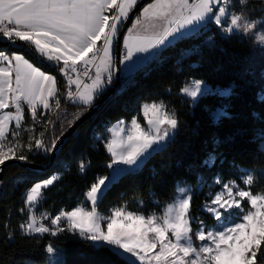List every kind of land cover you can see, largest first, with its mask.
I'll return each mask as SVG.
<instances>
[{
  "label": "snow or ice",
  "instance_id": "1",
  "mask_svg": "<svg viewBox=\"0 0 264 264\" xmlns=\"http://www.w3.org/2000/svg\"><path fill=\"white\" fill-rule=\"evenodd\" d=\"M138 2L0 0V41L13 45L20 41L49 66L55 65L67 82L66 99L84 106L68 121L71 127L113 83L114 44L120 25ZM260 2L264 4V0ZM248 3L249 0H151L123 36L121 71L130 76L145 60L197 33L208 23H214L224 34L254 33L258 21L250 18ZM237 4L239 11L235 10ZM256 38L264 43V32L258 33ZM202 84L196 80L180 91L196 98L202 92ZM61 94L56 76L42 70V66H37L23 51L9 54L0 49V165L10 160L27 161L24 149L32 151L35 147L46 153L57 149L63 131L49 144L43 140V132L41 138L34 137L32 129L25 127L22 121L25 105L32 121L38 123L43 116V113L38 114V108L51 111L52 100L59 109ZM142 113L147 122L144 126L134 116L130 125L119 122L109 129L111 136L104 145L111 156L108 167L127 166L116 167L117 175L139 166L152 152L162 150L166 146L164 142L179 127L175 113L167 111L163 103L145 104ZM13 122L14 127H10ZM51 123L47 121L45 130ZM23 133H28L27 144L22 140ZM79 167L83 172L86 165L81 162ZM261 175L264 176V172ZM58 179V174L53 175L27 190L23 200L25 207L20 209L21 212L27 210V219L19 225L25 235L76 233L94 246H109L115 256L122 258L127 254L126 264H261L264 261V192L253 194L251 190L258 179L254 171L243 173L241 179L245 187L236 181H215L221 184V191L202 209L217 221L213 228H207L203 220L191 215L193 196L186 188H178L177 198L166 206L161 216L128 211L126 205L101 215L98 201L115 175L98 177L90 185L84 194L90 210L82 203L71 210L61 209L55 215L47 211L37 215L35 209L43 199L42 190ZM197 222L198 228L193 233L192 224ZM102 223H106V230ZM11 235L9 232L8 236ZM193 237L201 242L198 247ZM46 250L55 251L51 245Z\"/></svg>",
  "mask_w": 264,
  "mask_h": 264
},
{
  "label": "trees",
  "instance_id": "2",
  "mask_svg": "<svg viewBox=\"0 0 264 264\" xmlns=\"http://www.w3.org/2000/svg\"><path fill=\"white\" fill-rule=\"evenodd\" d=\"M246 7L251 19L264 20V4L260 0H249ZM235 10H240L238 4ZM0 49L9 54L23 51L42 70L56 76L61 91L58 69L42 61L22 42L13 45L0 41ZM255 53L252 40L237 34L223 35L208 23L197 33L160 50L131 76L121 75L119 92L65 140L51 168L32 172L19 166L6 167L0 195V264H47L51 259L48 245L55 250L57 264H126L127 260L113 255L109 246H94L76 233L25 235L19 225L27 214L20 209L25 207L24 197L34 183L57 174L60 179L42 190L38 211L55 215L61 209L85 204L84 194L90 185L111 172V157L104 146L110 126L119 121L129 123L134 116L144 126L141 108L145 104L163 103L167 111L175 113L179 127L142 169L126 171L108 185L98 201L101 215L125 205L128 211L146 216L158 214L173 200L176 187L186 184L192 188L191 215L209 226L214 219L202 211V206L209 200L207 193L218 189L210 186L215 179L240 184L242 170L254 171L258 179L251 190L253 194L264 192V77L260 74L264 62L254 58ZM196 80L212 89L228 90V94L209 93L191 103L180 89ZM83 107L63 104L49 116H41L38 123L25 110L23 125L31 128V135L36 138H41L43 132V140L50 144L68 129L73 113ZM215 110L223 115L214 120L210 112ZM48 120L52 123L45 130ZM22 140L28 143V133L23 134ZM24 152L28 162L48 163L50 153L35 147ZM81 162L86 165L83 172ZM196 227L193 223V231Z\"/></svg>",
  "mask_w": 264,
  "mask_h": 264
},
{
  "label": "water",
  "instance_id": "3",
  "mask_svg": "<svg viewBox=\"0 0 264 264\" xmlns=\"http://www.w3.org/2000/svg\"><path fill=\"white\" fill-rule=\"evenodd\" d=\"M150 2L151 0H139L138 4L129 13L128 19L124 23H122L120 26L119 35L115 41V48H114V59L116 61V70L114 72V79H113L112 86L108 88L94 102V104L86 110V112L80 117V119L76 120L75 123L71 127H68V129L64 132L63 136H60V139L57 144V149L49 154V160L47 164L38 165V164H34L28 161L10 160V161H6L5 164L0 165V195L3 191V172L6 167L19 166L25 170L32 171V172H41V171H45L51 168L54 165L56 158L60 152L61 146L63 145L65 140L69 138L73 133H75L76 130L84 122H86L89 118H91L98 111V109L118 91L119 84H120V76H121L119 60H120V52L122 50L123 36L125 35L127 29L131 25L134 18L139 14L141 9ZM152 154L153 152L151 153V155ZM151 155L143 158L139 166H133V169L130 170V172H136L142 169Z\"/></svg>",
  "mask_w": 264,
  "mask_h": 264
},
{
  "label": "rangeland",
  "instance_id": "4",
  "mask_svg": "<svg viewBox=\"0 0 264 264\" xmlns=\"http://www.w3.org/2000/svg\"><path fill=\"white\" fill-rule=\"evenodd\" d=\"M258 21V25H257V29H256V31L254 32V33H248V34H244V33H242V32H240V33H233V34H237V35H239V36H241V37H244V38H247L248 40H252V42H253V44H254V47H255V49H256V53H255V57L254 58H256V59H258V58H261V60H263V62H264V43H260L258 40H257V38H256V35L258 34V33H261V32H264V20L263 19H258L257 20ZM210 24H213L214 26H215V24L214 23H210ZM121 26V25H120ZM220 32V31H219ZM221 33V32H220ZM223 35H229V34H224V33H222ZM114 48H115V44H114ZM260 74L264 77V68L261 70V72H260ZM194 81H191L189 84H187L186 86H191L192 85V83H193ZM111 86H112V84H111ZM110 86V87H111ZM109 87V88H110ZM209 93H218V94H220V95H223V94H225V95H227L228 94V90H224V89H222V90H220V89H218V88H215V89H212V88H210V87H208L207 85H205L204 83L202 84V92L200 93V94H198L197 95V97L196 98H192V97H189V96H187L186 94H184V93H182V95H183V97H185L187 100H189L191 103H195L196 101H197V99L199 98V97H201V96H203V95H206V94H209ZM26 108V107H25ZM11 110H13L14 111V109H11ZM25 110H27V109H25ZM28 111V110H27ZM44 114V113H43ZM141 114H142V117H143V119H144V116H143V113H142V108H141ZM221 115H223V113H222V111H220V110H215V111H212V112H210V117L212 118V119H217L219 116H221ZM144 121H145V124L144 125H146V120L144 119ZM130 123H131V121L129 122V123H126L125 124V126H128V125H130ZM117 126V125H116ZM115 126V127H116ZM114 128V127H113ZM24 134V133H23ZM111 136V134H109V137ZM22 137H23V135H22ZM109 139V138H108ZM168 141V140H167ZM167 141H165L164 142V144H166V142ZM211 164V160L209 161V163H208V165H210ZM116 167H120V168H127V166H125V165H118V166H116V165H114L113 166V168H110V170H111V172L113 173V175H117V174H115V172H114V169L116 168ZM246 171H248V170H242V172H241V174H240V186L241 187H245V185L243 184V182H242V179H241V177H242V175H243V173L244 172H246ZM126 172V171H125ZM125 172H121V173H125ZM215 181H216V179L214 180V183L212 184V185H210L211 187H213V186H217L218 187V189L215 191V192H213V193H210V192H208L207 193V196L209 197V200L205 203V204H207V203H210V201H211V198L217 193V192H219V191H221V184H217V183H215ZM223 183H227V182H223ZM110 184V183H109ZM178 188H186V189H190L191 190V192H192V188L189 186V185H186V184H179L177 187H176V191H175V196H174V198H173V200L169 203V204H171V203H173V201L177 198V196H178V192H177V190H178ZM200 188H201V186H199L198 187V190H200ZM86 200V199H85ZM85 204H86V206L89 208V210H90V208H91V205H90V203H88V202H86L85 201ZM205 204L202 206V209L204 208V206H205ZM168 205V204H167ZM166 205V206H167ZM245 205H246V202H245ZM166 206L161 210V212L160 213H158V214H156L157 216H161L162 214H163V211H164V209L166 208ZM247 206V205H246ZM35 211H36V213L38 212V208L36 207V209H35ZM203 211V210H202ZM221 211H223V210H221ZM233 211H235V210H233ZM25 212H26V214H27V210H25ZM204 213H207V212H205V211H203ZM207 214H209V213H207ZM151 215V214H150ZM212 218H213V216L211 215V214H209ZM27 219V218H26ZM25 219V220H26ZM214 219V218H213ZM24 220V221H25ZM23 221V222H24ZM45 223H48V221H44ZM216 223H217V221L214 219V224L213 225H209V226H206L207 228H213L215 225H216ZM62 226H64V225H62ZM196 228L194 229V231H193V233L197 230V228H198V222L196 223ZM102 227H104L105 228V230H106V223H102ZM193 239H194V244L198 247L199 245H200V241H198V240H196L195 239V237H193ZM49 256H50V261L47 263V264H57V262H58V259L56 258V254H55V251L53 252V253H49ZM124 257H128V255L127 254H125V256ZM123 257V258H124ZM125 259V258H124ZM137 264H139V262H137Z\"/></svg>",
  "mask_w": 264,
  "mask_h": 264
},
{
  "label": "built area",
  "instance_id": "5",
  "mask_svg": "<svg viewBox=\"0 0 264 264\" xmlns=\"http://www.w3.org/2000/svg\"><path fill=\"white\" fill-rule=\"evenodd\" d=\"M122 52H123V50H121V52H120V56H121V54H122ZM53 67H55V65H52ZM56 68V67H55ZM92 71L94 72V68L92 69ZM81 72H83V69L81 68ZM60 74V73H59ZM60 76H61V80H62V88H61V91H60V93H62L60 96H59V99H60V102H61V106L63 105V104H68V103H71L70 101H68L67 99H66V88H67V82H66V80L64 79V77L60 74ZM82 79H85V81L86 82H90V81H88L87 80V78L86 77H83L82 76ZM111 85H109L108 86V88L110 87ZM75 88V85H73V89ZM107 88V89H108ZM118 92H119V90H118ZM52 108H51V111H47V112H45L44 114H43V116L46 114V116H49L50 114H52V113H54V112H56L58 109L56 108V106H55V102L53 101L52 102ZM60 106V107H61ZM24 108H25V106H24ZM26 109V108H25ZM31 115V114H30ZM45 116V117H46ZM42 212L41 211H38L36 214L37 215H40Z\"/></svg>",
  "mask_w": 264,
  "mask_h": 264
},
{
  "label": "crops",
  "instance_id": "6",
  "mask_svg": "<svg viewBox=\"0 0 264 264\" xmlns=\"http://www.w3.org/2000/svg\"><path fill=\"white\" fill-rule=\"evenodd\" d=\"M139 13H140V12H139ZM109 14H111V13H109ZM134 19H135V18H134ZM132 22H133V21H132ZM131 26H132V23H131V25H130L129 27H131ZM126 33H127V31H126ZM126 33H125V34H126ZM122 50H123V41H122ZM147 60H148V59H147ZM147 60H145L142 64H140L139 67H141V66H142ZM46 62H47V61H46ZM47 63H48V62H47ZM48 64H49V63H48ZM139 67H138V68H139ZM122 68H123V65H120V73H121V75H122V76H129V75H125V73H123V72L121 71ZM138 68H137V69H138ZM132 74H133V73H132ZM132 74H131V75H132ZM131 75H130V76H131ZM52 102H53V101L50 100V104H52ZM77 104H78V103H77ZM25 107H26V109H27V106H26V105H25ZM7 110H8V109H6L5 111H7ZM47 111H48V110H45V109H43L42 107H41V108H38V113H40V112H41V113H45V112H47ZM23 122H24V121H22V123H23ZM119 122H122V121H119ZM119 122L114 123L113 125H111L109 129H112L113 127H115L116 125H118ZM124 124H126V123H124ZM10 127H14V122L10 125ZM108 131H109V130H108ZM109 134H110V132H109ZM109 138H110V137H109ZM108 154H109V153H108ZM109 156H110V154H109ZM110 157H111V156H110ZM121 174H122V173H119L118 175H116L114 180H116ZM112 175H113V173L110 172L109 176H112ZM114 180H113V181H114ZM113 181H112V182H113ZM108 185H109V184H108ZM50 186H51V185H50ZM85 199H86V198H85ZM85 201H86V200H85ZM33 235H39V234H33ZM124 258H125L126 260L128 259V257H124Z\"/></svg>",
  "mask_w": 264,
  "mask_h": 264
},
{
  "label": "bare ground",
  "instance_id": "7",
  "mask_svg": "<svg viewBox=\"0 0 264 264\" xmlns=\"http://www.w3.org/2000/svg\"><path fill=\"white\" fill-rule=\"evenodd\" d=\"M45 118H46V117H45ZM45 118H44V119H45ZM31 119H32V118H31Z\"/></svg>",
  "mask_w": 264,
  "mask_h": 264
}]
</instances>
